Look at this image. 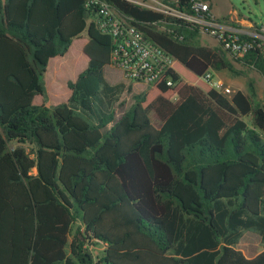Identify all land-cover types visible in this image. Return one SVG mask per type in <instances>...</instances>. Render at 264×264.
Masks as SVG:
<instances>
[{"label": "trees", "instance_id": "trees-1", "mask_svg": "<svg viewBox=\"0 0 264 264\" xmlns=\"http://www.w3.org/2000/svg\"><path fill=\"white\" fill-rule=\"evenodd\" d=\"M85 1L0 0V264H264V101L201 79L245 71L193 24L102 0L176 60L117 117L131 86L103 78Z\"/></svg>", "mask_w": 264, "mask_h": 264}, {"label": "built area", "instance_id": "built-area-1", "mask_svg": "<svg viewBox=\"0 0 264 264\" xmlns=\"http://www.w3.org/2000/svg\"><path fill=\"white\" fill-rule=\"evenodd\" d=\"M127 1L197 26L200 35L210 37L219 52L240 65L255 70L254 60L259 58L264 66V21L256 25L245 20L244 24L235 13L234 16L216 18L203 0H169V3L160 0ZM84 6L94 8L93 21L97 29L112 37L109 66L119 72L123 80L142 85L158 80L171 84L168 73L175 64V58L136 29L131 18L102 0H86ZM249 56L254 59L245 64L244 58ZM201 79L210 81V72H205ZM219 91L225 96L233 93L227 86Z\"/></svg>", "mask_w": 264, "mask_h": 264}, {"label": "rangeland", "instance_id": "rangeland-1", "mask_svg": "<svg viewBox=\"0 0 264 264\" xmlns=\"http://www.w3.org/2000/svg\"><path fill=\"white\" fill-rule=\"evenodd\" d=\"M211 4L212 13L218 17L220 16H229L233 13L237 14L239 18H243L245 20H249L252 24L259 25L264 21V0H209ZM198 41L201 44L208 45L210 47H217L214 40L210 37L200 35ZM236 69L245 71V75H235L228 70L222 71H212L209 70L211 74L210 84L217 90H221L223 86L230 87L233 92L237 91L236 88H240L242 92H247V80H250L253 84L254 88V97L252 98L253 104H257L259 102L264 101V80L262 76L253 69L242 67L240 64L236 63ZM102 76L105 81L110 85H116L120 82H123V78L119 72L112 69L110 66H104L102 68ZM45 80V77H44ZM45 84V81H44ZM141 88L140 86L132 87V92H137ZM235 89V90H233ZM50 91V90H49ZM131 95H126L125 93L122 95V103L121 106H110L107 112H113L115 116H119V114L125 110L131 102ZM98 107H96L97 109ZM244 121L249 126L251 123L250 117H245ZM252 236L258 237L255 233L247 232L242 238L239 240L238 246L245 257L254 256L258 253L262 246L259 243H253L252 247H248L249 238ZM94 254L98 253V248H93Z\"/></svg>", "mask_w": 264, "mask_h": 264}, {"label": "crops", "instance_id": "crops-1", "mask_svg": "<svg viewBox=\"0 0 264 264\" xmlns=\"http://www.w3.org/2000/svg\"><path fill=\"white\" fill-rule=\"evenodd\" d=\"M210 11H211V13H212V10L210 9ZM213 14V13H212ZM214 15V14H213ZM216 18H222V17H226V16H220V17H218V16H216V15H214ZM229 16H234V13L233 14H231V15H229ZM237 18H239V16L237 17ZM239 20H241L244 24H246V21H245V19H243V18H239ZM120 83H130V82H126L125 80H123V82H120ZM130 86H131V91H130V93L129 94H131V96L132 95H135V94H138V93H140V92H142L144 89H145V87L147 86V85H142V84H139V83H130ZM134 86H140V90L139 91H137V92H132V87H134ZM227 87H228V85H227ZM230 88V87H229ZM231 89V88H230ZM237 90H239V91H241V89L240 88H236ZM232 90V89H231ZM233 90H235V89H233ZM122 99V96H121V98H120V100ZM131 102H132V99H131ZM130 102V103H131ZM253 243H257V245H259V237H256L255 238V236H252L251 238H249V245H248V247H252L251 245H254ZM238 249H239V246H238ZM262 250V249H261ZM260 250V251H261ZM251 257H253V256H251Z\"/></svg>", "mask_w": 264, "mask_h": 264}]
</instances>
